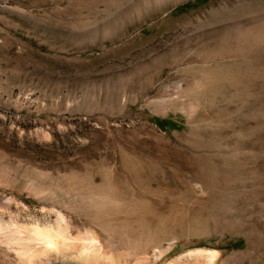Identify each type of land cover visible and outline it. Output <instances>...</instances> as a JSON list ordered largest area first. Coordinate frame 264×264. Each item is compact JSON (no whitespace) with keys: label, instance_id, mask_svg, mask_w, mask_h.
<instances>
[{"label":"rangeland","instance_id":"1","mask_svg":"<svg viewBox=\"0 0 264 264\" xmlns=\"http://www.w3.org/2000/svg\"><path fill=\"white\" fill-rule=\"evenodd\" d=\"M260 19L264 0H0V264L60 221L118 264H264V38L234 32ZM72 252L35 264H107Z\"/></svg>","mask_w":264,"mask_h":264},{"label":"bare ground","instance_id":"2","mask_svg":"<svg viewBox=\"0 0 264 264\" xmlns=\"http://www.w3.org/2000/svg\"><path fill=\"white\" fill-rule=\"evenodd\" d=\"M158 1H164V0H158ZM234 32L239 42L242 41L244 42L245 40L253 39V38L255 39L256 37L259 36L264 38V19H260L254 22L249 27H245L244 25H239L236 27ZM249 42L253 43L255 41L250 40ZM15 228H13V231ZM19 228L21 227L19 226ZM11 232L12 231H9V234H11ZM68 232H69L68 227L65 224H63L62 221H60V223H58L57 226L37 225L30 228H25V230L19 229L16 230L15 233H13L12 235H9V237L11 236L10 239L14 240L17 244H19L20 255L24 257V259L28 260L29 263L31 262V264L33 263L35 264V262H37L39 259L41 260L42 257L44 256H50L52 254L57 256L60 255L63 256L66 255L69 251L70 252L75 251V253L76 252L79 253L78 257L89 263H96L99 262L100 260L102 261V259H105L107 264H118V262H120L118 261L119 259H116L118 261L117 262L114 259L115 257L114 258L111 257L112 255L108 256L107 254L108 251L107 252L104 251V248L102 247L101 243L99 244L97 239H95V237L91 238L89 242L83 243L82 241V243H80L78 242V240L70 236ZM196 253H201L202 255L204 254V256L206 255L207 264H211L216 259L215 257H217V255L215 256V251L211 249L202 248L198 250V252ZM202 255L201 257H204Z\"/></svg>","mask_w":264,"mask_h":264},{"label":"trees","instance_id":"3","mask_svg":"<svg viewBox=\"0 0 264 264\" xmlns=\"http://www.w3.org/2000/svg\"><path fill=\"white\" fill-rule=\"evenodd\" d=\"M159 122V124L161 125V126H165L166 124H168V123H170V121L169 120H167V119H163V120H158ZM172 123V122H171ZM174 124V123H173Z\"/></svg>","mask_w":264,"mask_h":264}]
</instances>
